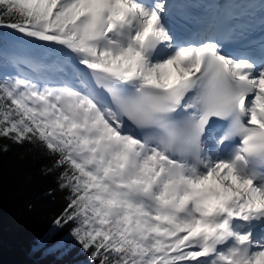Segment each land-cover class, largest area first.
Here are the masks:
<instances>
[{"label":"snow or ice","instance_id":"6c2138e0","mask_svg":"<svg viewBox=\"0 0 264 264\" xmlns=\"http://www.w3.org/2000/svg\"><path fill=\"white\" fill-rule=\"evenodd\" d=\"M168 14L0 0V28L71 71L13 58L31 74L0 76V138L52 160L68 193L53 223L93 264H264V49L179 43Z\"/></svg>","mask_w":264,"mask_h":264},{"label":"trees","instance_id":"16d2710c","mask_svg":"<svg viewBox=\"0 0 264 264\" xmlns=\"http://www.w3.org/2000/svg\"><path fill=\"white\" fill-rule=\"evenodd\" d=\"M13 38L12 30L0 28V76L15 54ZM51 167L40 149L0 138V264H93L71 237V225L53 223L68 193Z\"/></svg>","mask_w":264,"mask_h":264},{"label":"rangeland","instance_id":"374dc122","mask_svg":"<svg viewBox=\"0 0 264 264\" xmlns=\"http://www.w3.org/2000/svg\"><path fill=\"white\" fill-rule=\"evenodd\" d=\"M15 36H16V34L14 33L13 42L16 43L15 48H14L15 54L10 59V66H9L8 70L3 74V76L16 75V74L20 73V69H21V71L22 70L25 71L26 69H24V68L29 69L24 64L14 66L12 61H13V58L29 59L30 51H31L30 49H34L35 51L33 54H36V56L31 55V59L42 61L44 64L47 65V68L48 67L52 68L54 66L57 67V65H59V63L57 61L54 62L50 53H43L42 51L38 50L34 45L25 43L21 40H18L15 38ZM45 71H48V69H46ZM29 72L31 74L30 69H29ZM60 75L62 78H64L66 74H65V72L62 73L59 69H57V72L54 73V76L60 78Z\"/></svg>","mask_w":264,"mask_h":264},{"label":"bare ground","instance_id":"6f19581e","mask_svg":"<svg viewBox=\"0 0 264 264\" xmlns=\"http://www.w3.org/2000/svg\"><path fill=\"white\" fill-rule=\"evenodd\" d=\"M54 62H55V60H54ZM49 68L50 67L46 68V69H48V71H45L43 73V77L47 78V79H51V80H60L61 76H60V78L54 76V73L57 72V69L60 68V65H57V67L54 66V67H52L50 69ZM24 69H26L27 71L26 70L25 71L22 70L23 73L30 74L29 69H27V68H24ZM65 74H66L65 76H70L71 75V71L69 70L68 72H65Z\"/></svg>","mask_w":264,"mask_h":264}]
</instances>
